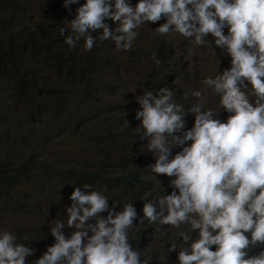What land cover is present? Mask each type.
Instances as JSON below:
<instances>
[{
	"label": "clouds",
	"instance_id": "1",
	"mask_svg": "<svg viewBox=\"0 0 264 264\" xmlns=\"http://www.w3.org/2000/svg\"><path fill=\"white\" fill-rule=\"evenodd\" d=\"M73 3L63 0L65 8ZM162 18L157 35L207 43L217 57L206 39L211 34L230 66L186 90L185 100L196 98L187 108L166 86L135 96L134 133L146 138L142 149L154 158L147 169L155 178L169 177L173 189L154 199L144 192L142 219L162 237L164 225L177 230L168 241L173 250L180 239L177 264H264V0H83L58 33L69 48L83 38L81 48L88 51L97 38H111L116 50L127 51L136 29ZM209 93L215 106H208ZM221 110L226 119L219 118ZM186 113L194 116L191 127H185ZM173 145L179 146L174 155ZM68 200L66 214L48 224L54 242L33 261L26 256L34 248L0 229V264H149L131 243L138 215L133 200L116 210L117 201L110 205L105 192L89 183L73 186ZM65 226L73 230L66 234Z\"/></svg>",
	"mask_w": 264,
	"mask_h": 264
},
{
	"label": "rangeland",
	"instance_id": "2",
	"mask_svg": "<svg viewBox=\"0 0 264 264\" xmlns=\"http://www.w3.org/2000/svg\"><path fill=\"white\" fill-rule=\"evenodd\" d=\"M41 2L22 0V7H16L20 11L17 15H24L23 25L35 23ZM131 2L134 4L135 0ZM74 15L75 12L69 14L62 25L66 27ZM106 22L110 29L115 27L111 18H106ZM160 23L163 18L136 29L138 34L127 51L116 50L111 38H97L92 49L85 51L81 38L77 42L79 51L93 57L89 76L70 77L41 63L39 55L30 57L34 79L54 99L30 96L31 103L17 100L10 78L0 79V175L19 165L24 166L27 175V181L20 185L7 187L0 183V229L14 232L18 242L38 232L54 240L49 225L57 216L66 214L63 205L70 203L68 196L73 186L89 183L103 190L110 205L117 201L116 210L121 203L132 200L135 206L146 191H150L146 199L173 191L168 185L169 177L157 174L155 178L147 169L154 158L142 149L146 138L140 139L134 133L139 124L134 118L139 107L135 96L143 90L155 94L156 89L166 86L173 91L175 101L187 108L196 98L189 96L185 100L183 93L201 87L204 77L229 67L230 57L221 55L211 34L206 39L217 57L207 43L195 45L189 38L174 33L157 35L155 27ZM65 31L68 34L70 29ZM99 31L102 29L94 31L93 36ZM153 55L159 65L154 63ZM208 106H215L211 93ZM218 115L223 120L228 114L221 110ZM184 119L185 127H191L193 114L186 113ZM177 151L179 146L173 145L172 154ZM100 170L108 177L107 186L98 181L96 174ZM124 176L133 181L126 183ZM142 218L141 211L130 233L133 246L144 253L142 258H149V264H177L180 239L175 249L168 250V241L175 239L177 230L164 225L162 237L155 225ZM72 230L67 226L62 229L66 234ZM40 255L33 252L26 256V262Z\"/></svg>",
	"mask_w": 264,
	"mask_h": 264
},
{
	"label": "trees",
	"instance_id": "3",
	"mask_svg": "<svg viewBox=\"0 0 264 264\" xmlns=\"http://www.w3.org/2000/svg\"><path fill=\"white\" fill-rule=\"evenodd\" d=\"M21 2L22 0H0V79L10 78L14 97L17 100L31 103L32 98L40 96L54 99L50 90L47 89L50 95H46V91L34 79L29 59L39 55L41 63L48 65L53 71L63 72L70 77L92 74L93 66L90 63L93 57L80 52L77 45L69 48L63 40V35L58 33V29L63 26L62 22L69 14L75 12L79 4L76 1L65 8L63 0H42L35 23L23 25L24 15L19 17L17 14L20 11L16 9L22 7ZM167 82L171 84V79ZM25 174L26 169L23 165H19L14 170L0 175V183H5L7 187L23 184L27 181ZM86 174L84 173L83 176ZM96 176L101 185H108V177L103 170L98 171ZM123 180L126 183L133 181L127 176H124ZM143 203L142 200L136 202L134 207L137 214L142 211ZM21 239L22 243L28 244L35 249L34 252L40 254L46 246L54 242L52 238L46 239L39 232L27 240Z\"/></svg>",
	"mask_w": 264,
	"mask_h": 264
},
{
	"label": "bare ground",
	"instance_id": "4",
	"mask_svg": "<svg viewBox=\"0 0 264 264\" xmlns=\"http://www.w3.org/2000/svg\"><path fill=\"white\" fill-rule=\"evenodd\" d=\"M114 151V150H113ZM89 170V169H88ZM97 180V179H96Z\"/></svg>",
	"mask_w": 264,
	"mask_h": 264
}]
</instances>
